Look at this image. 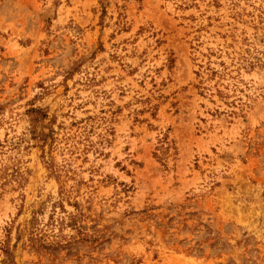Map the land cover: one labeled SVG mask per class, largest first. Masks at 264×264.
Returning <instances> with one entry per match:
<instances>
[{
    "label": "rangeland",
    "instance_id": "obj_1",
    "mask_svg": "<svg viewBox=\"0 0 264 264\" xmlns=\"http://www.w3.org/2000/svg\"><path fill=\"white\" fill-rule=\"evenodd\" d=\"M0 264H264V0H0Z\"/></svg>",
    "mask_w": 264,
    "mask_h": 264
}]
</instances>
